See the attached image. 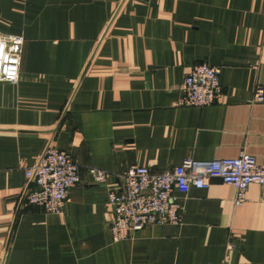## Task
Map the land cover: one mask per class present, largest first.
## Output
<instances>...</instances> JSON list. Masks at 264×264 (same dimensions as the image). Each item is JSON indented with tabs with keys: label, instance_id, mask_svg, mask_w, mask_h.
Segmentation results:
<instances>
[{
	"label": "crops",
	"instance_id": "crops-1",
	"mask_svg": "<svg viewBox=\"0 0 264 264\" xmlns=\"http://www.w3.org/2000/svg\"><path fill=\"white\" fill-rule=\"evenodd\" d=\"M0 32L24 37L18 82L0 83V264H264L258 185L241 207L219 179L176 191L179 225L121 241L107 205L132 166L264 161V0H0ZM199 64L219 69L223 95L180 107ZM48 148L81 167L63 214L24 200ZM89 168L111 177L93 184Z\"/></svg>",
	"mask_w": 264,
	"mask_h": 264
},
{
	"label": "built area",
	"instance_id": "built-area-1",
	"mask_svg": "<svg viewBox=\"0 0 264 264\" xmlns=\"http://www.w3.org/2000/svg\"><path fill=\"white\" fill-rule=\"evenodd\" d=\"M24 37L0 32V83H17L20 77ZM223 95L219 69L208 64L194 66L182 87L180 107L203 108L215 104ZM255 102H264V87L255 92ZM93 184L107 181L111 174L89 168ZM119 191H111L107 205L112 210L111 232L115 241L129 238L147 227L179 225L182 210L175 192L192 188L207 189L212 179H219L236 190L235 207H241L251 185L261 188L264 201V161L244 151L236 158L196 160L187 158L170 170L154 173L147 167L132 166L118 176ZM29 187L25 202L49 214H63L70 190L82 181L81 167L68 152L48 148L39 161L26 169ZM228 249H233L229 244Z\"/></svg>",
	"mask_w": 264,
	"mask_h": 264
},
{
	"label": "water",
	"instance_id": "water-1",
	"mask_svg": "<svg viewBox=\"0 0 264 264\" xmlns=\"http://www.w3.org/2000/svg\"><path fill=\"white\" fill-rule=\"evenodd\" d=\"M10 239H11V237H10ZM10 239H9V242H10Z\"/></svg>",
	"mask_w": 264,
	"mask_h": 264
}]
</instances>
